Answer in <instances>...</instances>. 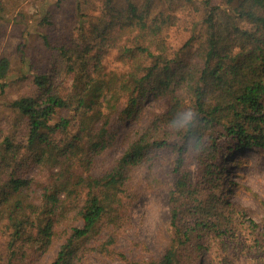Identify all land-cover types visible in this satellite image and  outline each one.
I'll use <instances>...</instances> for the list:
<instances>
[{
	"label": "trees",
	"instance_id": "16d2710c",
	"mask_svg": "<svg viewBox=\"0 0 264 264\" xmlns=\"http://www.w3.org/2000/svg\"><path fill=\"white\" fill-rule=\"evenodd\" d=\"M11 1L17 0H0V36ZM123 1L119 8L104 1L107 12L89 30L94 42L55 48L61 76L72 77L68 91L54 74L40 73L33 77L37 95L9 103L24 125L25 141L0 135V264L46 250L56 226L67 238L51 264H73L79 240L97 239L103 227H122L120 194L129 171L150 164L151 154L164 148L175 155L169 246L156 260L127 264H186L207 248L206 237L228 236L242 214L229 201L199 196L189 186L185 160L195 152L202 182L210 187L227 152L264 150V0ZM187 4L194 11L186 21L189 35L174 49L167 31L181 26L178 11ZM110 50L119 70L103 65ZM10 69L0 55V93ZM149 95L167 98L168 109L128 141L106 176H92L94 158L115 139L109 132L115 120L135 118ZM29 163L45 172L38 192L32 179L18 173ZM259 227L252 220L246 226L254 244L264 246V225ZM98 242L99 252L115 243L112 234Z\"/></svg>",
	"mask_w": 264,
	"mask_h": 264
},
{
	"label": "rangeland",
	"instance_id": "374dc122",
	"mask_svg": "<svg viewBox=\"0 0 264 264\" xmlns=\"http://www.w3.org/2000/svg\"><path fill=\"white\" fill-rule=\"evenodd\" d=\"M104 1H11L8 10L12 12L8 15L5 11L7 21L0 36V55L6 56L11 63L6 85L0 93V135H8L18 142L25 141L24 125L17 120L9 103L22 96L37 95L34 75L54 74V82L62 84L63 90H69L72 77L61 76L60 67L55 61V48L82 39L94 42L89 30L97 26L100 17L107 12ZM113 3L117 5L116 8L124 5L123 0H113ZM192 11L188 4L183 7L182 11H178L181 26L167 31L168 42L174 49L179 48L189 35L185 29L186 21L192 17L188 14ZM81 35L85 38H80ZM45 40L50 47L45 45ZM103 65L107 70L121 68L112 50L103 56ZM168 106L167 98L149 95L135 118L115 120L109 130L115 134V139L110 147L94 158L90 174L94 177L106 176L125 151L128 141L147 126L154 115L165 112ZM151 155L150 164L132 168L124 182L120 194L124 198L125 213L122 227L114 232L103 227L97 239L79 240L75 244L78 251L73 264H127L156 260L163 255L169 246V192L175 155L168 148ZM219 164L222 167L217 174V182L209 187L202 182L201 168L198 167L195 152L190 150L185 160L189 186L197 189L198 195L204 198L213 195L220 201H229L239 207L242 214L234 220L228 236L223 240L206 237L207 248L201 250L199 256L191 255L186 264H264V246L255 245L254 234L246 228L249 220L260 225L256 231H260L264 225V150L251 147L227 152ZM18 173L32 179V186L38 192L37 187L43 183L45 176L41 168L29 163L21 167ZM228 209L229 205L223 206V211ZM74 224L79 226L81 221L77 218ZM60 229L55 227L56 235L46 250H30L24 258L16 259L15 264H51L67 238L65 232H58ZM111 234L115 243L107 251L99 252L98 240Z\"/></svg>",
	"mask_w": 264,
	"mask_h": 264
}]
</instances>
